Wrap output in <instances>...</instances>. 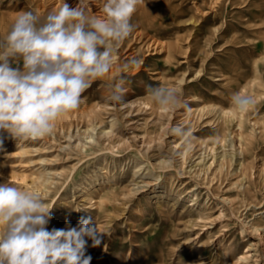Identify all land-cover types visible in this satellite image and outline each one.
I'll return each mask as SVG.
<instances>
[{"label":"rangeland","instance_id":"1","mask_svg":"<svg viewBox=\"0 0 264 264\" xmlns=\"http://www.w3.org/2000/svg\"><path fill=\"white\" fill-rule=\"evenodd\" d=\"M55 2L0 0V40L21 12L43 20L57 9ZM137 11L135 29L109 73L119 62L142 61L127 74L124 102L108 101L106 77L82 94L78 109L60 118L51 135L15 142L0 132V183L53 205L49 230L91 218L101 233L95 247L86 238L90 264H264V0H146ZM148 85L174 87L190 110L210 103L241 115L242 126L232 128L230 139L243 151L247 179L238 182L228 159L219 171L215 164L208 172L190 169L198 157L209 164L221 151L222 120L215 113L197 121L184 108L161 109L148 98ZM234 93L250 97L252 106L237 109ZM112 120L104 145L85 151L67 146L66 132L93 124L96 131L108 129ZM175 125L194 134L190 148L169 134ZM137 165L143 168L134 176ZM42 167L55 176L48 189L33 185ZM103 197L109 201L101 206Z\"/></svg>","mask_w":264,"mask_h":264},{"label":"clouds","instance_id":"2","mask_svg":"<svg viewBox=\"0 0 264 264\" xmlns=\"http://www.w3.org/2000/svg\"><path fill=\"white\" fill-rule=\"evenodd\" d=\"M145 3L105 0L103 17L89 11V0H79L76 7L61 0L43 20L31 11L21 12L0 40V132L15 142L51 135L60 118L78 109L82 94L106 77L108 101L124 102L127 74L142 61L132 58L109 73L118 63L120 45L135 29L134 13ZM12 62H22V68ZM146 94L161 109L190 111L174 87L148 85ZM231 102L239 110L253 104L239 93ZM168 132L184 147L190 148L195 138L181 125L170 126ZM52 207L33 191L0 183V264H90L86 238L93 247L99 244L96 224L82 217L75 227L49 230Z\"/></svg>","mask_w":264,"mask_h":264},{"label":"bare ground","instance_id":"3","mask_svg":"<svg viewBox=\"0 0 264 264\" xmlns=\"http://www.w3.org/2000/svg\"><path fill=\"white\" fill-rule=\"evenodd\" d=\"M204 1H206V0H204ZM104 2H105V0H89V3H90L89 11L91 13L97 15V16H103L104 15L103 14V5H104ZM70 3L72 5V7H76L77 4L79 3V0H70ZM210 3H211V1H210ZM55 5H56L55 8L58 9L61 6V0H56ZM138 8H139V6H138ZM136 15H139V17H140V12L139 11H136ZM259 25H260V23H258V25H256V26H259ZM263 29H261V30H263ZM263 41H264V39H263ZM155 43H154V46L157 45V43L156 44ZM153 49H155V47ZM197 72L198 71H196V73ZM180 81H182V79ZM241 88H243V87H241ZM240 95H242V93H240ZM197 99H198V97H197ZM207 104L201 103V106H199L198 104H196V108L195 109H192L191 108L190 113L191 112L192 113H196V120L197 121H200L201 119H203V117L205 115L210 114V113L217 114V117H216L215 120H222L221 121L222 124H220L219 127H218V129H217L218 134L219 133L220 134L223 133V134L220 135V138L218 139V141L221 143V148H220L221 151L218 152L217 154H214V156L213 155L211 156L212 158H211V162L209 164L207 162L204 163L205 158H203L202 156L198 157L197 158L198 160L194 164L192 163L193 165H190V169L193 168V167H195V166L196 167L197 166H202L203 169H205V171L208 172L210 170V168L213 167L212 165L215 164V166H214L215 170L216 171H219V170H222L224 168V161L228 159V161L230 162L231 166H233L234 172L238 174V177H239L238 182L243 183L247 179V168L244 165L243 151L241 149L234 148V145L232 144V141L230 139V136L232 134L231 131L233 130L232 128L234 126H236L238 129L241 128V126H242L241 125L242 124V121H241L242 120L241 119L242 116L241 115H238L234 111V109H229V110L226 109V110H224L223 107L222 108H215L212 104L211 105H210V103H209V105H207ZM114 123H115L114 120H112L111 123H110V125H109V128L108 129L107 128H104V127H98L99 129L97 131H96V127L97 126L95 124L91 125V127L89 129L88 128L83 129L82 132H80L79 129H77L74 133L71 132V131H68V132L65 133V136L68 139L67 146H69L70 148L73 147L75 149H80V150H84L85 151L86 146L88 147V145H90V144L91 145H95V146L104 145V142L107 141V140L109 141L110 138H111V133H112L111 132V130H112L111 127L114 125ZM59 131H63V127H60ZM80 135H82L83 138H81ZM237 137H238L239 140L242 139L240 134H238ZM70 140H72V143H70ZM245 140H247V139H245ZM244 142H246V141H244ZM177 145L178 144H175L174 147H177ZM29 146L30 145H24L23 148H21V149H23L22 151L29 152L28 151V150H30L29 149ZM181 157H182V160L183 161L184 160L186 161L187 151H183L181 153ZM41 161H44V160L42 159ZM159 161H161V160H159ZM183 161H182V163H185ZM142 168H143V165L134 166L133 175L134 176L137 175L139 173V171L142 170ZM201 171H202V169H201ZM54 180H55L54 174L53 173L51 174L45 167H42L38 171V174L36 176V179L33 180V185L37 184L38 186L42 187L43 189H48L52 184H54ZM85 198H86V200L88 199L89 201L91 199V198H87V197H85ZM108 201H109V198L108 197H103V198H101L99 204H101V206L102 205H106ZM61 215L62 214H59V216H61Z\"/></svg>","mask_w":264,"mask_h":264}]
</instances>
